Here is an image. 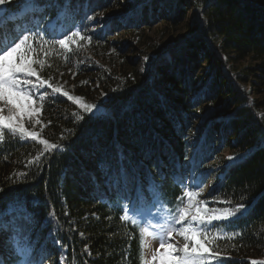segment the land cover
<instances>
[{
    "label": "trees",
    "instance_id": "16d2710c",
    "mask_svg": "<svg viewBox=\"0 0 264 264\" xmlns=\"http://www.w3.org/2000/svg\"><path fill=\"white\" fill-rule=\"evenodd\" d=\"M20 2L5 7L30 27L41 77L96 108L48 90L40 123L26 124L38 140L0 142V222L15 223L0 228L4 264L20 259L17 230L36 264H142L124 209L138 199L172 212L207 185L196 204L246 206L213 221L209 264L264 257V0H33L28 20ZM159 25L167 39L144 35ZM76 31L90 42L51 43ZM40 139L59 147L40 155Z\"/></svg>",
    "mask_w": 264,
    "mask_h": 264
},
{
    "label": "snow or ice",
    "instance_id": "6c2138e0",
    "mask_svg": "<svg viewBox=\"0 0 264 264\" xmlns=\"http://www.w3.org/2000/svg\"><path fill=\"white\" fill-rule=\"evenodd\" d=\"M15 3L16 0H0V142H3L7 137L17 139L30 138L33 141H37L38 133L29 131L23 123L17 122V118H29L31 123V118L37 117L41 113L42 104L46 99L48 90L50 89L54 94L62 92L60 87H55L49 83V80L43 79L39 74L38 68L34 66L38 65L39 69L42 70L45 67V62L37 58L34 48H31V46L25 47L32 34L31 29L12 20L11 9L5 7V5ZM38 10L33 4V0H21L20 5L17 7V11H23L25 20H28L30 14ZM10 20L13 22V28L5 33L2 25ZM45 31L53 37L58 34L62 35L56 32L54 23H50ZM74 37L80 40L88 39L89 42L91 39L90 37L82 36L79 31H76L63 36V38L54 39L51 43L59 45L61 49L70 52V43H76ZM45 42L47 43L48 41ZM29 51H31V55H29ZM45 55L47 54L45 53ZM61 75L63 74L61 73ZM32 77H35V80L31 79ZM42 89L44 90L43 92H41ZM37 92H40L38 97L36 96ZM62 95L67 97L68 100L80 104L85 112L90 113L96 108V105L82 103L80 98L70 96L66 91H63ZM5 108L9 113L7 116L2 114ZM78 118L83 119V116ZM39 123L40 120L36 119L35 124ZM38 142L44 146L40 155H43L44 151L54 150L59 147L57 144L49 143V141L44 139H40ZM35 159L38 161L39 156ZM228 159L231 160L233 158L229 157ZM2 191L3 189H0V192ZM184 195L188 198L186 207L177 206L176 214L172 215L170 213L169 217L165 218V223L157 222L155 225L142 227V232L156 240L159 244V249H164L159 255V264H209L206 254H209L210 249L206 246V242L211 243L208 237L211 234V230L217 227L213 224V221L230 219L232 216L242 214V210H246V206L243 204L237 205L235 209L210 210L202 204L194 206V197L198 193L187 191ZM3 199V197H0V202ZM181 203H183L182 198ZM9 210L11 211V207ZM124 210L126 214L122 219L133 223L139 221L140 225L144 224L145 217L148 215L138 199ZM4 214L0 213V220H2ZM153 219L155 218L153 217ZM176 225H181V227H175ZM9 227L15 229L14 219L8 225L0 222V228L7 229ZM149 228L152 230L149 231ZM174 233L181 235L186 241L180 249L174 248L171 243L167 242ZM222 235L221 233L219 236H212V239L222 238ZM188 242L191 243V249ZM10 244L15 254L20 257L17 264H33L31 248L22 242L18 230L17 234L10 238ZM176 252H181L183 255H176ZM216 256L219 257V253ZM152 259L155 261L157 257L153 255ZM0 264H4L2 258H0ZM253 264H264V262L254 261Z\"/></svg>",
    "mask_w": 264,
    "mask_h": 264
},
{
    "label": "rangeland",
    "instance_id": "374dc122",
    "mask_svg": "<svg viewBox=\"0 0 264 264\" xmlns=\"http://www.w3.org/2000/svg\"><path fill=\"white\" fill-rule=\"evenodd\" d=\"M16 1H21V0H16ZM6 6V5H5ZM162 25H159L158 27L149 29L148 31L144 32V35L147 34V36L149 37H153L155 38V42H160L158 40H165L167 39V37L164 35L163 38V34H162V39H161V34H160V30L159 28H161ZM62 34V33H61ZM180 35V34H179ZM160 37V39L158 38ZM31 79L35 80V77H32ZM55 87H60L62 89V91H64V83L63 82H56L55 84H52ZM248 87H244L242 89H246L247 90ZM50 90V89H49ZM41 91H44L43 89ZM40 94V92H37L36 95ZM249 98H252L249 97ZM3 115L7 116L9 113L7 112V109L5 108L4 112L2 113ZM39 116V115H38ZM37 117H33L31 118V123L29 122V118H24V119H20L19 117L17 118V122L18 123H23L24 126L26 127V124L31 125L32 127L35 125V120L38 119ZM29 131H34L36 132L33 128L32 129H28ZM232 157L233 159L229 160L228 158ZM224 158L227 159V161L229 163H234L238 160V156L228 153V151L225 152ZM154 190V187H151ZM209 190L208 185L205 186V188L201 189V191L199 190V192H197L198 194L204 195V193H206ZM196 197H194V206L196 205ZM187 200L188 198H185L183 204L180 205V207H186L187 206ZM155 208L151 209V208H146L144 209L146 213H148V215L145 217L144 220V224L140 225L139 221L137 223V227L139 229V235H140V239H141V263L142 264H159V255L161 252L164 251V249H159V244L156 240L152 239L150 236H148L147 234L142 232V227H148L149 225H155L157 224V222L159 223H165V218L169 217V214L171 213L172 215L176 214V209H173L172 212H167V213H162L159 214L158 210H154ZM153 217L155 219H153ZM190 219V217H189ZM175 227H180V225H176ZM152 229L149 228V231H151ZM168 243H171L173 245L174 248L179 249L180 248V244H182L181 238L179 236V234L174 233L173 236L171 238L168 239L167 241ZM191 245V244H190ZM176 255H181V252H176ZM153 255H155L157 257V259L154 261L152 259ZM264 262V257L262 258H258L255 260H251L250 264H253V262ZM34 264V263H33Z\"/></svg>",
    "mask_w": 264,
    "mask_h": 264
}]
</instances>
